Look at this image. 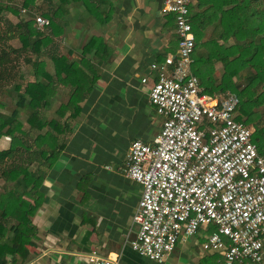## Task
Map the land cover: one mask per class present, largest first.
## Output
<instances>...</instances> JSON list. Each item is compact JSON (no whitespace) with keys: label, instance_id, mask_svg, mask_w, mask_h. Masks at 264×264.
I'll list each match as a JSON object with an SVG mask.
<instances>
[{"label":"crops","instance_id":"crops-1","mask_svg":"<svg viewBox=\"0 0 264 264\" xmlns=\"http://www.w3.org/2000/svg\"><path fill=\"white\" fill-rule=\"evenodd\" d=\"M161 2L109 0L104 10L111 9V18L101 26L81 8L72 7L64 17L61 37L40 52L41 57L46 53L45 71L51 73L50 56L71 55L75 60L91 36L101 37L110 49L101 62L92 51L85 56L96 69V79L78 116L67 121L69 132L57 136V156L48 166L43 160L30 165L43 174V201L31 220L36 235L27 245L29 257L23 264H86L91 253L109 257L114 264H157L127 246L135 230L132 216L140 187L122 170L130 142L151 143L161 127L162 119L148 100L155 79L149 66L176 48L171 17L159 12ZM194 4L191 0L190 7ZM210 32L206 29L205 38ZM28 57L33 61V55ZM213 68L218 77L220 65ZM54 91L50 104L40 111L43 118L47 113V121L59 120L55 111L68 98V88L57 85ZM190 239L177 242L161 264H198L211 255L201 252L200 241L191 244Z\"/></svg>","mask_w":264,"mask_h":264},{"label":"trees","instance_id":"trees-1","mask_svg":"<svg viewBox=\"0 0 264 264\" xmlns=\"http://www.w3.org/2000/svg\"><path fill=\"white\" fill-rule=\"evenodd\" d=\"M107 6L109 0H0V94L7 85L14 92L13 108L7 114L0 111V138L9 142L7 149L0 150V264L27 261V245L36 235L31 220L43 201V174L30 165L33 160H43L48 166L57 156L56 150L61 147L57 136L69 132L67 121L78 116L80 103L96 79V69L85 56L92 51L101 62L110 49L101 37L91 36L75 60H70L71 55L50 56L51 73L45 71L46 53L42 57L39 54L52 48L54 38L61 37L70 8H81L101 26L111 18V9L104 10ZM189 9L194 36L192 73L201 91L208 95L234 94L238 100L236 120L252 129L251 141L262 152L264 0H195ZM5 13L13 15L16 23L3 19ZM34 16L47 19L48 27L36 30ZM206 29L211 31L207 38ZM10 40H16L19 47L8 45ZM30 55L33 61L26 62L32 80L27 81L18 65L20 59ZM215 64L220 65L218 77L214 75ZM57 85L69 89L68 98L55 111L59 120L65 118L63 123L47 121L40 114L50 104ZM22 110L26 111L27 129H22L18 120ZM32 132L36 133L33 137ZM212 231L213 227H207L206 232ZM216 259L215 254L203 256L198 264H217Z\"/></svg>","mask_w":264,"mask_h":264},{"label":"built area","instance_id":"built-area-1","mask_svg":"<svg viewBox=\"0 0 264 264\" xmlns=\"http://www.w3.org/2000/svg\"><path fill=\"white\" fill-rule=\"evenodd\" d=\"M191 0H162L176 39L173 54L149 68V104L162 119L151 141L130 142L124 176L140 187L128 248L161 264L180 240L204 231L200 250L217 264H264V150L236 120L234 94L208 95L192 73ZM36 30L48 20L34 16ZM145 79L141 80L144 83ZM214 231L206 232L207 227ZM94 253L86 264H114Z\"/></svg>","mask_w":264,"mask_h":264},{"label":"rangeland","instance_id":"rangeland-1","mask_svg":"<svg viewBox=\"0 0 264 264\" xmlns=\"http://www.w3.org/2000/svg\"><path fill=\"white\" fill-rule=\"evenodd\" d=\"M12 4H14L15 6L18 5L17 1H13ZM3 19L7 20L8 22L10 21L12 24L16 23L17 19L13 16V15H9L8 13H5V15H3L2 17ZM8 45H10L12 48H18L19 47V43L16 40H10L7 42ZM31 57H27V58H23V60L20 59L19 61V65H18V70L20 71V73L22 74V76L24 77V79H26L27 81L31 80L30 75H28L30 66L29 64L26 62L27 60L30 61ZM30 74V73H29ZM13 97H14V92L11 88V86H6L4 88V92H2L0 94V105H1V109L0 111L4 114H7L10 112V110L13 108ZM44 118H47V113H45ZM25 118H26V111L22 110L20 112V116L18 118V120L21 122L22 125V129H27V126L25 124ZM8 140L4 137L0 138V149L5 148V146H8ZM204 233V231H202ZM203 233H199V235H196L194 237H192L190 239L191 244L194 243V241H199L202 240L200 237L198 236H202Z\"/></svg>","mask_w":264,"mask_h":264}]
</instances>
